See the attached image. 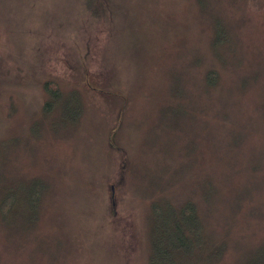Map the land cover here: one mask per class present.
<instances>
[{
	"label": "rangeland",
	"instance_id": "1",
	"mask_svg": "<svg viewBox=\"0 0 264 264\" xmlns=\"http://www.w3.org/2000/svg\"><path fill=\"white\" fill-rule=\"evenodd\" d=\"M187 199L196 264L264 241V0H0V264H149Z\"/></svg>",
	"mask_w": 264,
	"mask_h": 264
},
{
	"label": "trees",
	"instance_id": "2",
	"mask_svg": "<svg viewBox=\"0 0 264 264\" xmlns=\"http://www.w3.org/2000/svg\"><path fill=\"white\" fill-rule=\"evenodd\" d=\"M208 79L210 83L213 81L212 73H209ZM51 94V100L45 104V109L54 107L61 93ZM72 104L74 103L66 102L62 107L61 116L68 120L74 119V114L69 109ZM73 107L77 110L75 104ZM9 202L7 198L1 206L4 212L11 208ZM163 204L164 206L162 203L154 206L149 264H196L202 251L204 252L202 258L205 261L218 258L221 246L214 244L209 246L210 241L204 231V222L194 200L187 199L176 205L169 201ZM242 264H264V241Z\"/></svg>",
	"mask_w": 264,
	"mask_h": 264
},
{
	"label": "water",
	"instance_id": "3",
	"mask_svg": "<svg viewBox=\"0 0 264 264\" xmlns=\"http://www.w3.org/2000/svg\"><path fill=\"white\" fill-rule=\"evenodd\" d=\"M111 197H112V206L115 207V186L112 184L111 185Z\"/></svg>",
	"mask_w": 264,
	"mask_h": 264
}]
</instances>
